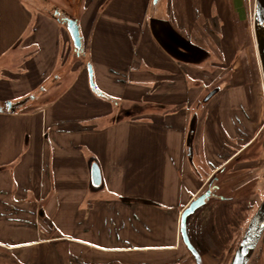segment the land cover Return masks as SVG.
I'll return each mask as SVG.
<instances>
[{
	"label": "crops",
	"instance_id": "1",
	"mask_svg": "<svg viewBox=\"0 0 264 264\" xmlns=\"http://www.w3.org/2000/svg\"><path fill=\"white\" fill-rule=\"evenodd\" d=\"M29 1L0 0V103L36 94L0 112V249L25 264H193L183 210L264 130L261 88L233 64L235 0H80L83 52ZM216 72L229 82L211 92Z\"/></svg>",
	"mask_w": 264,
	"mask_h": 264
},
{
	"label": "rangeland",
	"instance_id": "2",
	"mask_svg": "<svg viewBox=\"0 0 264 264\" xmlns=\"http://www.w3.org/2000/svg\"><path fill=\"white\" fill-rule=\"evenodd\" d=\"M242 1L244 11L243 16L239 17V15L235 13L231 16V21L229 24L232 29V36L234 38L235 46L233 64H238V66L241 67L246 79L245 66L247 67V71H249L250 74V80L247 81H252L258 84V86L261 88L264 99V77L254 33V13L256 0ZM29 3L33 6L39 7L40 10L48 8L50 9L49 11L51 13L54 11V7H58L62 12L71 13L73 15L79 14L83 6L82 1L80 0H30ZM221 29L222 27H220V29L211 28V40L215 41V39L219 38L217 34L221 32ZM237 34L238 38L240 40L242 39L240 47L237 45V41L239 42ZM214 41V44L211 45V55L213 61H217V54L220 55V50L218 49L219 44L215 43ZM87 68L89 70V67ZM215 75L217 78L216 80L211 81V92L214 91V89H218L219 86L227 85L229 82L227 76L220 79L218 78L219 72H216ZM214 99L211 100V107L215 103L219 102L218 100ZM261 99L262 97L260 98V96H258V101ZM263 152L264 130L260 133L258 140L253 145L244 150L235 159L225 164L223 171H220L219 169L213 174L212 177L210 176L211 181H208L207 188L210 187L211 182L212 185H219L220 189L213 190L215 196L210 198L206 205L201 207L194 215H192L189 222V232L194 242L198 244L202 250V254H204V264H230L233 255L235 254V251L245 233V230L249 225V222L251 221L259 206L264 201V158L261 159V153ZM246 160L249 162L246 163ZM256 163L262 165L261 171L259 172L260 175L248 173L250 168L255 166L254 164ZM214 177H218V180L212 182ZM261 179H263V181ZM219 195L229 198L248 196L249 201L246 205L241 201L233 202L231 204L229 211L233 216L239 217V225H231L230 241L224 249H220L221 252H223L222 255L220 254L218 259H212L209 255L213 248L211 245V230L213 229L212 226L215 227L214 222L212 221V212L218 206L217 202L219 199L215 197ZM207 236H210V241L206 239L208 238ZM0 264L25 263L21 262L13 251L9 249H0ZM193 264H195L194 259ZM248 264H264V235L259 241Z\"/></svg>",
	"mask_w": 264,
	"mask_h": 264
},
{
	"label": "water",
	"instance_id": "3",
	"mask_svg": "<svg viewBox=\"0 0 264 264\" xmlns=\"http://www.w3.org/2000/svg\"><path fill=\"white\" fill-rule=\"evenodd\" d=\"M158 0H154L157 2ZM64 21L67 29L73 40L75 49L78 52L83 50V37L80 32V26L78 20L72 16H65ZM254 33L256 37L257 49L259 58L261 61V67L264 77V0H256L255 13H254ZM89 67L90 83L92 87H95L93 80V70L91 65ZM36 97V94H30L17 101H6L0 103V112L10 111L17 112L25 107L30 101ZM93 182L100 184L101 174L97 164L93 166ZM213 191L211 188L206 189L198 197L193 199L189 205L183 210L180 223V232L182 239L187 246L188 250L192 254L196 264H204L203 254L193 243L189 230L188 223L192 215L199 210L201 207L206 205L208 200L211 198ZM225 199L226 197H221ZM264 234V201L253 215L249 225L247 226L245 233L233 255L230 264H248L259 241Z\"/></svg>",
	"mask_w": 264,
	"mask_h": 264
},
{
	"label": "trees",
	"instance_id": "4",
	"mask_svg": "<svg viewBox=\"0 0 264 264\" xmlns=\"http://www.w3.org/2000/svg\"><path fill=\"white\" fill-rule=\"evenodd\" d=\"M57 7V6H56ZM235 7L237 8V13L239 15V17L243 16V4H242V0H235ZM47 12L50 10L48 8ZM59 10V8H55L54 7V11ZM64 14H67L68 16H72L76 18V15H73L71 13H66L63 12ZM55 16L57 18H59L62 21V16H57L55 14ZM63 22V21H62ZM237 38H238V34H237ZM239 42L237 41V45L240 47V43H242V39L240 40L238 38ZM84 49L86 50V48L84 47ZM245 66V65H244ZM247 67L245 66V74L247 77V80H250V74L249 71H247ZM232 200L226 199V200H220L217 202L218 206L217 208H215V210L212 212V221L214 222V226H212V230H211V245L213 247V250L217 253V254H221L223 252H221L220 249H224L226 247V245L228 244V242L231 239V231H230V227L231 225L237 224L239 225V217H235L231 214L230 207L231 204L235 201V202H243L245 205L248 203L249 201V197L248 196H242L239 198H230ZM217 229V231H216ZM264 235V234H263ZM208 238H206L208 241H210V236H207Z\"/></svg>",
	"mask_w": 264,
	"mask_h": 264
},
{
	"label": "flooded vegetation",
	"instance_id": "5",
	"mask_svg": "<svg viewBox=\"0 0 264 264\" xmlns=\"http://www.w3.org/2000/svg\"><path fill=\"white\" fill-rule=\"evenodd\" d=\"M218 180V177H214L213 178V180H212V182L213 181H217ZM210 181H211V179H210ZM209 188H211L212 189V191L213 190H217V189H220V187H219V185H212L211 184V182H210V187ZM213 196H215L214 195V193L212 194V196H211V198L213 197ZM221 197H225V196H221V195H219V196H216L215 198H218V199H220V200H226V199H229V200H232V199H230V198H234V197H226L225 199H223V198H221ZM235 202V201H234ZM198 211V210H197ZM196 211V212H197ZM195 212V213H196ZM194 213V214H195ZM193 214V215H194ZM191 219V218H190ZM189 222H190V220H189ZM188 230H189V223H188ZM230 231H231V227H230ZM231 233V232H230ZM189 234H190V232H189ZM190 237H191V239H192V241H193V243L195 244V246L198 248V250L202 253V250L200 249V247L198 246V244H196L195 242H194V240H193V238H192V236H191V234H190ZM188 249V248H187ZM190 252V251H189ZM191 254V253H190ZM210 257L212 258V259H218L219 257H220V254H217L214 250H213V248H212V250H211V252H210ZM221 255H222V253H221ZM191 256H192V254H191ZM193 257V256H192ZM225 257V256H224ZM194 259V258H193ZM203 259H204V254H203ZM224 260V259H223ZM194 262H195V260H194ZM205 263V262H204ZM196 264V263H195Z\"/></svg>",
	"mask_w": 264,
	"mask_h": 264
}]
</instances>
